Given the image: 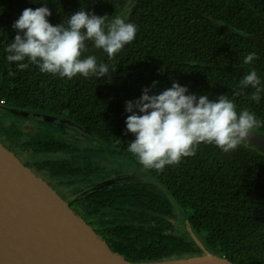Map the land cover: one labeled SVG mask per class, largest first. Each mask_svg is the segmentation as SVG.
I'll return each mask as SVG.
<instances>
[{"label":"trees","instance_id":"trees-1","mask_svg":"<svg viewBox=\"0 0 264 264\" xmlns=\"http://www.w3.org/2000/svg\"><path fill=\"white\" fill-rule=\"evenodd\" d=\"M45 3L52 12L48 19L54 26L66 24L71 14L85 10L98 16L107 15L109 22L114 15L136 24V38L112 60L91 41L86 42L88 50L83 56L94 55L97 63L108 64L105 78L86 79L78 75L72 80L61 79L41 73L35 65L21 71L6 60L5 49L17 34L13 23L25 8L35 9ZM127 4L128 0H120V10L114 12L101 6L98 0H0V100L17 112H39L71 120L102 145L106 154L121 153L148 171L169 191L209 247L218 249L217 257L233 264H264L263 152L243 143L229 153L215 145L201 144L195 156L157 172L145 169L128 152L135 137L125 134V121L130 115L125 111L126 102L138 99L153 81L159 83L150 94H159L173 82L191 85L215 96L228 95L237 112L248 109L264 121V94L256 103L250 99L254 89L239 88V82L252 69L264 85V0H136L130 10ZM121 11L123 15L119 14ZM252 52L259 58L245 65L244 57ZM241 91L243 94L236 95ZM252 131L264 137V126ZM0 141L22 155L19 146L14 143L12 146L3 133ZM44 145L56 153L71 151L65 145ZM37 171L67 196L56 178L64 171L61 167L54 170L55 174H46L38 167ZM111 192L98 194L105 200L101 207L124 208L141 214L142 205H146L116 188ZM160 199L162 213L173 214L175 208L170 199L167 201L164 196ZM71 205L77 207L75 203ZM85 218L91 221L90 215ZM109 228L114 232L121 229L112 224ZM119 234L139 238L142 243L137 241L136 245L146 249L147 256L140 253L132 264L172 263L184 259L178 257L182 253L194 251L189 246L182 249L172 243L173 252L166 253L169 240L154 236L150 242L155 250L151 251L145 243L148 236L138 227ZM116 250L121 251L120 247ZM167 257L171 259L166 260Z\"/></svg>","mask_w":264,"mask_h":264},{"label":"clouds","instance_id":"clouds-1","mask_svg":"<svg viewBox=\"0 0 264 264\" xmlns=\"http://www.w3.org/2000/svg\"><path fill=\"white\" fill-rule=\"evenodd\" d=\"M51 15L46 3L22 11L13 23L17 34L5 49L9 63H15L21 71L35 65L41 73L61 79L72 80L78 75L101 79L108 77L109 66L97 63L94 55L83 56L88 50L86 42L91 41L112 60L135 40L138 31L136 24L119 16L109 22L107 15L80 10L71 14L66 24L54 26L48 19ZM258 58L252 52L243 63L248 65ZM158 83L153 81L125 107L130 113L125 134L135 137L128 152L145 169L162 172L166 166H178L183 158L195 156L201 144L215 145L224 153L235 151L253 129L264 126V121L248 109L237 112L228 95L213 101L207 95L191 94L178 82L159 94H150ZM249 87L254 89L250 99L259 103L264 85L255 69L239 82L241 90ZM241 94L242 91L236 93Z\"/></svg>","mask_w":264,"mask_h":264},{"label":"water","instance_id":"water-1","mask_svg":"<svg viewBox=\"0 0 264 264\" xmlns=\"http://www.w3.org/2000/svg\"><path fill=\"white\" fill-rule=\"evenodd\" d=\"M131 4L133 1L128 0L127 10ZM19 114L50 123H66L85 132L48 114L30 111ZM242 143L254 145L264 153L262 135L251 131ZM173 204L180 210L175 201ZM190 234L202 255L166 264H233L224 257L209 254L195 233ZM0 264L132 263L112 250L67 199L0 142Z\"/></svg>","mask_w":264,"mask_h":264},{"label":"flooded vegetation","instance_id":"flooded-vegetation-1","mask_svg":"<svg viewBox=\"0 0 264 264\" xmlns=\"http://www.w3.org/2000/svg\"><path fill=\"white\" fill-rule=\"evenodd\" d=\"M16 110L17 109L15 108H10V107L6 108L7 112L15 111L16 113H18ZM29 118L30 117H28V119L26 120L31 121L30 119H36V118H30V119ZM69 123L75 125L73 122L69 121ZM17 125L18 127H24L23 125L26 124H23L22 126H20L19 124ZM31 125H33V123H31ZM60 126H64V127L67 126L68 128L67 127L65 128L68 129V131L69 128H71L77 132L83 133L87 137H91L88 133L82 132L77 128L70 127L66 123H60ZM9 133L10 131L6 130L4 132V135H8ZM9 142L11 145L12 143L17 144L16 139L14 137H11L9 139ZM5 146L9 148L7 145ZM18 148L21 150L22 155H18L10 148L9 149L13 153L18 155L20 158L21 156L25 155L24 157H26V155L31 154L30 147L27 148L18 147ZM57 153L71 155V151H59ZM26 158L29 159L28 157ZM130 162L132 163V167H133V170L131 172H128L123 167L121 168L116 167L114 168L113 171H111L107 175V176H112L111 180H109L107 176H105L104 180L100 179L96 181L95 178L97 176L91 177L92 169H87V167L85 166V165H90L91 163L88 162L87 160L81 162L77 161L75 162L77 166L74 169H63L62 167V170L64 171H61L56 176V178L61 182L62 189L67 193V196L63 192H60L59 189L55 188L54 186L53 187L56 190H58V192L65 199H67L70 202V204L72 203L76 204L77 207L75 209L82 215V217H84V219H86L85 218L86 215H90L91 221L87 219L86 221H88L102 235V237L105 239V241L108 243L109 247L112 250L117 251L116 248L120 247L121 251H117V252L121 253L130 263L132 260L137 261L136 256L139 255L140 253L142 254V256H147L145 247L143 246L138 247L136 245L137 241L142 243V241H140L139 238L127 234H123V235L119 234L125 229H131L135 227L141 228L144 235L148 236L147 241L144 242L146 243L148 249L151 251L155 250L153 244L150 242L151 238L154 236L157 238L164 237L169 240L168 242H166L167 243L166 251H165L166 253L173 252L172 243H175L177 247L180 246V248L182 249H185L186 246H189L194 250L192 253L190 252L182 253L183 255L178 256L179 258L186 259L189 257L201 256L202 251L193 240L190 234L191 231L195 233L197 238L203 243V246L207 249L208 252L211 248L202 239V237L199 234V231L196 230L191 225L190 221L188 220V217H186L184 212L181 211L185 219V221H183V219L178 214V209L174 206L172 200L173 198H171L172 196L170 195L169 191L165 189L162 185H160V183L155 178H153L148 171L144 170L141 166L137 165L136 163L132 161ZM33 165L37 167L35 162L33 163ZM36 173L39 174L38 171ZM49 173L55 174L56 172L54 170H49ZM132 173H135V175L139 178V180L134 181L133 177L130 176ZM39 175L45 179L43 175L41 174ZM68 178L74 179V183L76 185L74 190H72L69 186V183L66 182V179ZM150 179L153 180L150 182L148 181ZM102 181L109 182L108 183L109 185L101 186L100 183ZM113 188H116L118 191L122 192V194L128 193L136 197L138 202L139 201L146 202L145 206L142 205L143 208L141 214L134 211L133 212L128 211L127 209L124 208L115 209L112 208L111 206L101 207L105 204V200L101 198L98 194L113 193L111 192V189ZM72 196H74V198H72ZM163 196L166 198L167 201H168L167 198H169L170 201L172 202V205L175 208L173 214L167 215L162 213L163 209L161 207L160 198H163ZM150 201H153L156 204H151L149 203ZM111 224L112 226L121 227V229L114 232L109 228ZM169 259L171 258L170 257L166 258V260ZM141 264H145V263H141Z\"/></svg>","mask_w":264,"mask_h":264},{"label":"rangeland","instance_id":"rangeland-1","mask_svg":"<svg viewBox=\"0 0 264 264\" xmlns=\"http://www.w3.org/2000/svg\"><path fill=\"white\" fill-rule=\"evenodd\" d=\"M103 5L104 8H112L114 12L120 10V0H98ZM123 1V0H121ZM127 1V0H124ZM134 2V0H131ZM119 14L123 15L122 11ZM115 16L113 15V19ZM181 82V81H180ZM187 88L191 94H196L198 97L201 95H207L210 100L217 101L219 96L213 94H208L201 88H196L194 86L188 85ZM6 106L4 102H0V133L9 130L8 135H4L6 139L14 137L16 139L17 145L19 147L31 148V154L26 155L29 159L21 156L23 161L29 165L35 172H37V167L41 169L46 174L49 170H55L58 166L63 167V169H74L77 165L75 162L87 160L90 165H85L87 169H92L91 177L97 176L95 179L104 180L114 168H125L128 172L133 170L132 163L121 153H116L114 155L106 154L104 147L99 145L95 139L87 137L83 133L77 132L71 128L66 129L67 126H60V123L40 121V119H28V117L21 116L15 111H6ZM56 119H61L59 116L49 115ZM63 118V117H62ZM67 119V118H66ZM65 119V120H66ZM64 122H72L67 119ZM33 123V125H31ZM23 125L24 127H18ZM68 128V127H67ZM77 132V133H76ZM44 144H56L65 145L71 148V155H65L63 153H56L48 150ZM36 163L37 167L33 165ZM127 167V168H126ZM98 172V174H97ZM130 176L133 180H139V178L132 173ZM111 180L112 176H107ZM150 179L148 181H152ZM147 181V182H148ZM72 190L75 189L76 185L73 178L66 179ZM109 182L102 181L101 186L109 185ZM178 214L185 221L184 216L178 210ZM98 232V231H97ZM99 233V232H98ZM100 234V233H99ZM101 235V234H100ZM102 237V235H101ZM103 238V237H102ZM104 239V238H103ZM105 240V239H104ZM218 249L211 247L208 251L209 254L213 256H218Z\"/></svg>","mask_w":264,"mask_h":264},{"label":"built area","instance_id":"built-area-1","mask_svg":"<svg viewBox=\"0 0 264 264\" xmlns=\"http://www.w3.org/2000/svg\"><path fill=\"white\" fill-rule=\"evenodd\" d=\"M0 102H3V101L0 100Z\"/></svg>","mask_w":264,"mask_h":264}]
</instances>
